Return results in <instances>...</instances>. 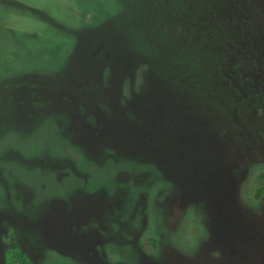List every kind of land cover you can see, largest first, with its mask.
<instances>
[{"label": "rangeland", "instance_id": "rangeland-1", "mask_svg": "<svg viewBox=\"0 0 264 264\" xmlns=\"http://www.w3.org/2000/svg\"><path fill=\"white\" fill-rule=\"evenodd\" d=\"M263 169L264 0H0V264H264Z\"/></svg>", "mask_w": 264, "mask_h": 264}, {"label": "trees", "instance_id": "trees-1", "mask_svg": "<svg viewBox=\"0 0 264 264\" xmlns=\"http://www.w3.org/2000/svg\"><path fill=\"white\" fill-rule=\"evenodd\" d=\"M262 173L264 174L263 171ZM5 258L6 264H36L25 252L16 246H10L6 249Z\"/></svg>", "mask_w": 264, "mask_h": 264}, {"label": "bare ground", "instance_id": "bare-ground-1", "mask_svg": "<svg viewBox=\"0 0 264 264\" xmlns=\"http://www.w3.org/2000/svg\"><path fill=\"white\" fill-rule=\"evenodd\" d=\"M170 94H171V92H170ZM171 96V95H170ZM171 98H173V97H171ZM151 111H150V116L151 117H154L156 114H157V111H155V109H156V106H154V101H155V98L154 97H152L151 98ZM167 166H168V164H166ZM209 253V252H208ZM222 257H225V254H223V256ZM203 264H211V263H213V264H215V263H219V264H221V263H224L225 262V258H221V259H217V260H215V261H210V259H205L204 261H201ZM232 262V261H231ZM234 263H237V262H240V260H234L233 261Z\"/></svg>", "mask_w": 264, "mask_h": 264}]
</instances>
